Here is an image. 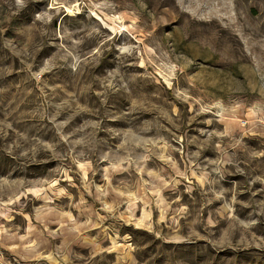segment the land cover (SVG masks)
Instances as JSON below:
<instances>
[{
	"label": "rangeland",
	"instance_id": "1",
	"mask_svg": "<svg viewBox=\"0 0 264 264\" xmlns=\"http://www.w3.org/2000/svg\"><path fill=\"white\" fill-rule=\"evenodd\" d=\"M0 264H264V0H0Z\"/></svg>",
	"mask_w": 264,
	"mask_h": 264
}]
</instances>
